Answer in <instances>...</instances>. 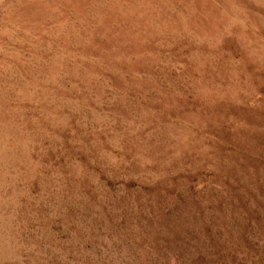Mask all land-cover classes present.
Here are the masks:
<instances>
[{
	"label": "rangeland",
	"instance_id": "374dc122",
	"mask_svg": "<svg viewBox=\"0 0 264 264\" xmlns=\"http://www.w3.org/2000/svg\"><path fill=\"white\" fill-rule=\"evenodd\" d=\"M0 264H264V0H0Z\"/></svg>",
	"mask_w": 264,
	"mask_h": 264
}]
</instances>
